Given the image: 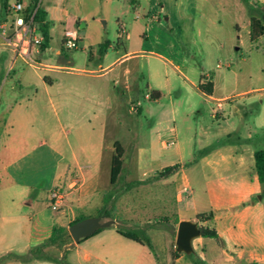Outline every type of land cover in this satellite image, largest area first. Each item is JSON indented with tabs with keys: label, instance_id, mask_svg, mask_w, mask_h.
Wrapping results in <instances>:
<instances>
[{
	"label": "rangeland",
	"instance_id": "obj_1",
	"mask_svg": "<svg viewBox=\"0 0 264 264\" xmlns=\"http://www.w3.org/2000/svg\"><path fill=\"white\" fill-rule=\"evenodd\" d=\"M37 1H41L38 8L47 13L51 37L41 55H33L32 62L14 59L10 47L0 37V264H52L43 259H25L29 250L41 243L36 226H65L68 232L67 219L71 210H77V204L64 196L60 208L51 209L42 184L32 189L21 184L31 164H10L43 142V149L54 148L63 154L59 170L69 162V173L78 172L68 149L71 146L77 151L76 129L70 126L74 122L65 118L62 98L78 95L76 87L82 79L77 72L95 69L99 63L105 66L122 55L138 37L137 24L145 27L144 54L122 61L115 69L118 74L126 67L130 70L125 76L128 90H124V118L94 122L96 127L102 123L111 125L110 132L117 130L116 139L124 152L123 176L116 185L108 184L110 148L103 149L99 163L92 169L82 170L87 174L95 167L98 185L97 191L87 197L85 208L78 210L81 217H96L97 208L103 206V196L109 195L106 206L117 222L104 228L102 235L78 244L70 235L64 236L60 245L48 246L43 252L59 259L66 255L68 264H171L177 208L182 205L175 202L174 177L151 185L155 190L163 186L160 202L145 199V187L130 188L126 183L178 164V174L189 177L190 186L195 189L193 199L200 201L201 188L206 185L203 176L206 180L213 178L208 170L199 168L205 148L229 150L231 155L237 153L236 157L245 150L264 149V35L256 42L249 39V20L251 16L263 20L260 12L264 0H249V4L242 0H137L141 9L135 0ZM5 3L6 0H0V22L5 17ZM137 9L140 19L135 20ZM63 20L66 27L76 31L74 49H66L62 44ZM57 50L59 56L55 54ZM157 55L167 61L163 63ZM174 65L180 66L185 78L174 70ZM45 66L60 69L52 72ZM116 72L108 84L118 94L124 79L119 76L113 84ZM208 75L214 84L212 97L198 90L202 77ZM146 85L160 91L156 101L143 99L149 93ZM222 97L225 99L221 100ZM137 102L140 111L129 112L130 103ZM18 103L25 105L27 110L23 109L29 114L30 148H9L13 135L9 121L18 118ZM170 142L174 144L163 146ZM225 173L222 174L231 175L233 171ZM260 188L251 200L264 208V184ZM55 191L63 195L68 192L59 187ZM187 192H179L184 200ZM76 194L71 193L70 198ZM131 198L137 207L135 216L126 206ZM117 229L142 231L151 247L112 231ZM199 252L183 254L178 264H222L220 260L201 261L196 257ZM247 258L245 253L236 263L245 264Z\"/></svg>",
	"mask_w": 264,
	"mask_h": 264
},
{
	"label": "crops",
	"instance_id": "obj_2",
	"mask_svg": "<svg viewBox=\"0 0 264 264\" xmlns=\"http://www.w3.org/2000/svg\"><path fill=\"white\" fill-rule=\"evenodd\" d=\"M18 1H21L27 8H31L33 5H35L36 8H40L41 4V1L37 0H29L28 3H25L24 0ZM135 1L138 9H141L139 1ZM12 2V0H6L4 5V19L6 18L8 4ZM51 8L53 11L56 9L55 6H52ZM138 9L135 10V20L140 19ZM44 13L46 14V23L48 25L47 13L45 11ZM74 19L75 18L73 17L70 20L74 21ZM152 19H154V17ZM63 22L64 28L62 31V38L65 30H71L78 40L76 31L72 27H66V21L63 20ZM135 27L138 31V37L134 39L132 44L129 43L130 47L127 48L122 55L105 66H102V64L99 63L96 65L95 69H91L89 71L82 69L81 71L77 72V75L80 77V79H82L76 87L78 95L76 98L72 99L66 97L62 98V105L67 111L65 118L74 122V124L70 126L73 130L76 129L74 135L77 141V151L71 148V146H68V149L71 160H73L74 164L78 166V172L69 173V162L64 167H62L61 170H59V165L64 160L63 154L54 148L46 147L43 149L42 147L45 146L43 142H40L37 145V148L32 150L28 149L26 152H23L24 154L20 158L16 159L10 164L11 167H16L21 164L23 167H25V164H31L30 169L26 171V175L24 177L25 179L21 182V184L31 189L37 184H42V188L46 192L50 201L51 209H59L62 205L64 196L69 197V201L77 204V210L70 211V215L66 223L67 225L72 222L73 218L81 216V211L79 212L78 210L85 208V206L88 204L87 197L93 192L97 191L96 186L98 185V173L97 170L94 169L95 167H93V171H91V173L87 174L82 170L92 169L93 165L98 164L104 148L111 149V161L114 155L115 146L118 145L122 149L121 144L116 139L117 130L114 129L113 132H110L111 130L108 128L111 125L107 127V123H102L96 127L94 122L99 120H103V122L108 121V118L110 121L115 122L117 120H121V118H124L123 111L125 110L126 104L124 103L123 97L125 95L124 90H128L125 76L130 72V70L126 67L121 70L120 74H118L115 69L122 61L128 59L131 60L138 55L144 54L142 46L144 44L143 38H145L143 34L145 27H142L139 24H137ZM126 38L128 39V36H126ZM130 40L131 36H129V41ZM157 56L160 58V60L162 59L163 63L167 61L161 55ZM89 60H91V57ZM169 62L172 64L171 60H169ZM173 68L179 73V75L182 76V78H185L183 72L179 70V65H174ZM46 69L52 72H58L60 68L57 66H48ZM114 72L116 73L114 74L113 84L118 82L119 76L120 79L121 77L124 79V86L121 88L118 94L113 93L111 86L108 84L110 76ZM140 78L142 79V77ZM208 78L209 75L205 77V79ZM48 82H50V80ZM136 88L138 92L141 91L137 86ZM146 90H149V93H145L143 99H152L156 101L160 97V91L150 90L147 85ZM212 95L208 97H212ZM222 99H225V97H222L221 100ZM27 103H31V101L28 100ZM139 105L140 104L138 102L136 105L130 103L128 107L129 112L138 113L140 111L138 108ZM15 106L18 108V111L16 112L18 118L9 121L10 130L13 134L11 140L12 143L9 148H30L28 147V142L31 139L32 133L30 132L29 128V114L25 112L27 107L20 103L16 104ZM118 124L121 125L119 122ZM30 127L32 126L30 125ZM126 131L130 133L129 129ZM10 136L11 135H9V137ZM173 144V142L163 143V146H172ZM254 151L248 152L245 150L240 152L239 156L236 157L237 153L233 152L231 155V151L229 150L220 151L215 148H205L203 150V153L205 154L199 161V168L208 170L211 174L210 178H213L211 180H206V178L203 176L206 185L204 184L205 187L201 188L203 197L200 201H195L193 199L195 189L190 186L191 181L189 177L185 175L180 176V174H178L179 170L168 177L153 179L152 177L156 173L160 172L156 171L150 177L133 180L126 183V185L131 184L132 182L142 181L140 184L131 185L130 188L135 186L145 187V199H147L149 202H160L163 199V186H159V188L155 190L151 188V185L162 183V180L165 181L164 179L174 177L172 183L175 191V202L179 205L182 204L177 208L176 224L179 221L188 220L196 222L199 226L200 224L196 221V216L198 214L207 212L213 213L212 226L216 230L218 239L202 237L193 239L192 254H195L196 250H200L196 257L203 262L204 260H208L212 263H215L216 261L220 260L222 264H238V262L236 263V260H239L242 258V256H244L245 253H248L247 262L245 264L251 262L261 264L264 263V253L262 251L264 249V208L261 205L255 204L251 200L252 195L258 192L261 189L260 185H262L257 180L254 168ZM76 152L78 155H76ZM54 155H56V157H54ZM123 170L124 168L122 160L121 173L116 179L115 183L111 184L110 165L108 173V184L110 186L116 185L118 179L123 176ZM231 170L233 171L231 175L229 174L224 176L222 174L224 172L227 174ZM67 175H70V177L68 178ZM223 180L226 181L223 183ZM57 187H59V189H67L68 192L64 195L63 193L58 192L59 199L56 201L51 200L50 192L55 190ZM181 190L188 191L185 200L179 193ZM74 192L77 193L76 196L70 198V194ZM103 192H105V190H103ZM53 203L55 204L54 208H52ZM126 206L127 209L133 214L132 216H135L137 207L134 204V198H131ZM100 208L101 207L97 208V211ZM111 220H113V224L117 222L114 217ZM36 227L37 232L41 233L40 237H38V240L42 243L50 236L52 228L56 226L47 228L45 225H40ZM58 227L66 228L65 226ZM104 231V228L101 229L99 233L89 237V239L97 235H102ZM112 231L117 233L115 230ZM114 241L117 242V240ZM182 259L183 254L181 253L174 260L173 264H178ZM48 262L56 264L51 261Z\"/></svg>",
	"mask_w": 264,
	"mask_h": 264
},
{
	"label": "trees",
	"instance_id": "obj_3",
	"mask_svg": "<svg viewBox=\"0 0 264 264\" xmlns=\"http://www.w3.org/2000/svg\"><path fill=\"white\" fill-rule=\"evenodd\" d=\"M245 4H249V0H242ZM36 8L35 5L31 7V9ZM263 20H264V7L262 11L260 12ZM34 19L38 24V27L42 33L43 36V43L41 45V50H44L48 47L49 41H50V35L48 31V25L46 23V14L44 11L40 10L39 8H36ZM263 20L261 21L260 18H257L255 16H251L249 20V39L251 42H256L260 37L264 35V23ZM103 46L99 49V52H101ZM212 76L209 75L208 79H205V77H202V82L198 85V90L203 93L206 96H211L213 91V84L211 81ZM122 155L123 151L122 149L116 145L114 148V155L112 157L111 161V172H110V183L114 184L116 179L119 177L121 170H122ZM253 159H254V168L257 176V180L259 183L264 184V149L255 150L253 153ZM180 166L178 164H174L172 166H168L163 168L160 172L156 173L152 178L153 179H161L170 176L171 174L177 172L179 170ZM142 181H136L132 182L131 184H127L126 186H131L133 184H140ZM111 196L104 195L103 196V206L97 211V216L100 217L102 220L105 219H113L110 211L107 209V204L110 200ZM83 219V217L79 216L76 217L72 222L68 224L70 226L74 222H77L79 220ZM212 220H213V213L207 212V213H201L196 216V221L200 224V237L202 238H212V239H218L216 230L212 226ZM101 229H98L93 235H96L99 233ZM119 235L124 237L125 239L134 241L140 245L151 247L148 239L144 236L142 231L136 232V231H120L119 229L116 230ZM69 233L67 232L66 228L63 227H53L50 236L43 241L40 245L34 247L33 249L29 250L26 260L29 259H45L51 262H54L56 264H68L65 262V255L63 258H55L48 256L43 252V249L48 246H58L62 243L64 240V236L68 237ZM91 235V236H93ZM138 235H141L142 238H139ZM89 236V237H91ZM87 238H83L80 240L83 241ZM181 253L176 252L175 250L171 253V264L174 263V260L180 255ZM195 264H199L198 262H195ZM247 264H256L254 262L247 263Z\"/></svg>",
	"mask_w": 264,
	"mask_h": 264
},
{
	"label": "built area",
	"instance_id": "obj_4",
	"mask_svg": "<svg viewBox=\"0 0 264 264\" xmlns=\"http://www.w3.org/2000/svg\"><path fill=\"white\" fill-rule=\"evenodd\" d=\"M36 8L31 9L15 0L8 4L6 18L0 22V37L10 47L13 58H20L29 62L33 61V55H41L43 36L34 19ZM77 38L71 30H65L62 44L66 49L77 47ZM60 55V51H55ZM48 67V66H45ZM51 200L59 199V193L55 190L50 192ZM55 204H52V208Z\"/></svg>",
	"mask_w": 264,
	"mask_h": 264
},
{
	"label": "water",
	"instance_id": "obj_5",
	"mask_svg": "<svg viewBox=\"0 0 264 264\" xmlns=\"http://www.w3.org/2000/svg\"><path fill=\"white\" fill-rule=\"evenodd\" d=\"M113 224V220L102 221L98 216L83 218L68 227V233L75 244L81 239L93 235L98 229L107 228ZM200 237V228L196 222L182 220L178 222L174 250L182 254H192V240Z\"/></svg>",
	"mask_w": 264,
	"mask_h": 264
}]
</instances>
